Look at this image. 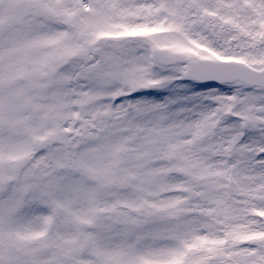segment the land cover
<instances>
[{"label": "snow or ice", "instance_id": "obj_1", "mask_svg": "<svg viewBox=\"0 0 264 264\" xmlns=\"http://www.w3.org/2000/svg\"><path fill=\"white\" fill-rule=\"evenodd\" d=\"M0 264H264V0H0Z\"/></svg>", "mask_w": 264, "mask_h": 264}]
</instances>
